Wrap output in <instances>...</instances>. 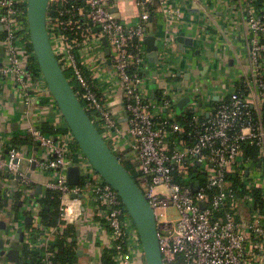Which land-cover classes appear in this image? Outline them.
<instances>
[{
    "label": "built area",
    "instance_id": "obj_1",
    "mask_svg": "<svg viewBox=\"0 0 264 264\" xmlns=\"http://www.w3.org/2000/svg\"><path fill=\"white\" fill-rule=\"evenodd\" d=\"M79 1L83 3L50 1V40L62 69L81 89V98L77 96L88 104L103 139L124 165L134 169L135 181L155 214L163 264H264V210L256 202L257 196L264 200V0H232L249 29L245 58H234L242 77L237 87L223 90L208 117L197 112L196 101L179 115L177 102L187 94L170 85L159 88L156 98L146 93L151 65L145 43L151 35L146 7L152 0H135L141 10L138 20L117 18L118 0ZM168 1L160 0L162 14L170 21L179 19V9L166 10ZM66 5L70 8L61 9L58 16L50 15L51 6ZM27 8L28 0H0V110L4 84L12 79L18 101L58 132L45 134L36 121L29 127L41 151L30 162L50 176L47 189L60 194L62 222L45 227L41 206L36 211L39 200L33 199L26 209L33 217L28 241L35 235L33 250L52 264L57 236L67 226L76 228L79 223L81 228L85 221L98 241L100 261L108 250L114 252L115 264H147L138 231L118 193L79 149L41 71L32 70L37 60L30 49ZM79 23L89 29L72 39L61 32L75 30ZM172 41L168 33L160 47L156 70L162 82L168 75L165 60ZM101 78L119 85L125 121L117 117L109 92L101 89ZM250 150L257 152L256 158ZM24 159L25 154L14 148L0 152V171L15 177L0 178V195L30 194L32 183L21 172ZM71 167L80 169L79 186L68 183ZM74 241L78 239H69Z\"/></svg>",
    "mask_w": 264,
    "mask_h": 264
},
{
    "label": "crops",
    "instance_id": "obj_2",
    "mask_svg": "<svg viewBox=\"0 0 264 264\" xmlns=\"http://www.w3.org/2000/svg\"><path fill=\"white\" fill-rule=\"evenodd\" d=\"M166 7L167 11L179 9V19L170 21L168 14L164 12L157 26H150V36L156 37L158 63L162 41L168 33L174 39L169 46L165 60L168 75L165 82H162L156 70L158 63H150L148 67L150 80L145 85L146 93L156 98L160 94L159 88L166 85L178 91L187 90L185 98H190L192 102L196 101L197 112L208 117L221 100L223 90L234 89L241 80V69L236 68L234 58L239 56L245 58L246 56V34L249 32L246 21L239 14L238 6L232 0H169ZM140 14L141 10L137 7L135 0H118L115 9L117 18L138 20ZM180 38L191 42H180ZM3 60L4 56H0V63L4 62ZM101 79V89L106 93L109 92L117 117L125 121L126 113L120 104L122 91L119 85L115 81L111 83L106 82L104 78ZM13 85L10 79L3 87L4 105L0 110V152L3 153L10 149L9 145L14 137L30 135L29 127L34 121L37 126L43 122V120L36 119L33 109L27 108L18 101ZM20 151L25 154V159L21 162V172L30 179L33 189H30V196L28 195L27 198L24 196L28 203L23 210L21 209L22 211L15 214L16 218L11 216L13 200L7 207H0V227L3 223L7 227H13L11 225L13 221L16 230L23 228L26 233V243H28L25 212L30 202L27 199L31 197V199L40 200L44 197L46 190H49L47 186L51 178L48 173L38 168L35 171L32 170L30 160L41 155V151L35 144L21 148ZM7 209L11 212L10 214H7ZM80 229L81 235H77V244L78 249L84 251L80 264H94V262L96 264L100 261L98 255L96 256L98 241L95 238L91 241L88 239L93 230L85 221ZM4 235L5 231L0 228V240ZM23 246L24 244H19L18 248L22 250ZM21 255L23 257L22 251ZM91 257L96 260L91 261ZM5 263L6 261L0 260V264Z\"/></svg>",
    "mask_w": 264,
    "mask_h": 264
},
{
    "label": "water",
    "instance_id": "obj_3",
    "mask_svg": "<svg viewBox=\"0 0 264 264\" xmlns=\"http://www.w3.org/2000/svg\"><path fill=\"white\" fill-rule=\"evenodd\" d=\"M50 1L28 0L27 18L31 45L40 71L79 149L101 178L118 193L138 231L146 263L163 264L156 218L152 207L126 166L103 139L96 124L76 95L54 52L47 25ZM95 31L99 32L100 29L97 28ZM179 41L184 43L191 42L186 41L184 38H180ZM103 42L107 46L105 39ZM145 43L149 62L152 64L158 63L156 37L149 36ZM106 55L110 56L108 48L106 49ZM0 56H4V48L1 46ZM12 100H14L13 97ZM191 103L192 100L190 98L181 99L176 105L177 113L179 115L183 114ZM197 165L200 166V163L197 162ZM32 170H36L35 163L32 164ZM3 175L4 173L0 171V176ZM5 178L10 181L15 180V177L8 173H5ZM68 183L71 186H79L81 184L79 167L69 168ZM195 186L199 187L200 183H197ZM39 208L40 204H37V212H39ZM32 224L33 218L26 217V225L32 226ZM0 228L5 231L3 239L0 240V260L6 261L5 264H24L21 255L22 250L18 248L19 244H28L26 243V233L23 231V228H18L16 233L14 227H7L4 223ZM76 229L77 235L80 236L81 229L79 223L76 224ZM92 238L93 234L91 233L88 238L89 241ZM78 254L79 256H83L84 251L79 250ZM92 260L93 257H91ZM98 264H102V262L99 261Z\"/></svg>",
    "mask_w": 264,
    "mask_h": 264
},
{
    "label": "trees",
    "instance_id": "obj_4",
    "mask_svg": "<svg viewBox=\"0 0 264 264\" xmlns=\"http://www.w3.org/2000/svg\"><path fill=\"white\" fill-rule=\"evenodd\" d=\"M71 3L76 2L77 5L82 4L83 2L79 0H70ZM70 6H65V7H50V15L53 16H58L59 11L61 9H69ZM148 13H149V21L147 26L148 30L150 26L152 25L154 27L157 26L158 22L162 20V11H161V6H160V0H152V2L147 5L146 7ZM86 29H89L87 26H83V24H80L76 27L75 30L67 29V30H61L62 33H65L70 39L75 37V33H82ZM151 31V28H150ZM30 49L32 48V45L30 44ZM32 70L34 73L37 74V72L40 70L37 62L32 65ZM68 80H70V83L76 93L81 98L80 91L81 89L79 86L75 84L74 81L71 80L72 75L69 72H65ZM82 104L88 114L90 115L91 119L95 121V118L92 114V112L89 110L88 104L82 100ZM95 124L97 127H99L98 123L95 121ZM40 129L42 132L45 134H57L58 132L55 131L54 127H52L48 123H41L40 124ZM99 129V128H98ZM34 145V141L32 136L27 135V136H22V135H17L14 137L11 142L9 147L14 148L17 150H20L21 148L24 147H30ZM248 154L254 158L257 156V152L255 150H250L248 151ZM248 155V156H249ZM119 156V155H118ZM120 157V156H119ZM127 170L130 172L132 177L137 180L136 173L132 166L125 164ZM2 179L5 178V174L3 176H0ZM29 188L33 189V186L31 185ZM258 195V194H257ZM24 196L26 194L23 191H20L16 194L15 199L16 202L13 205L14 211H20V203L23 201ZM60 194L56 191L52 190H46L45 196L42 197L38 202L41 206V211H40V218L41 222L45 227H58L59 224H62L61 218H60V206H61V198ZM257 204L261 206V209L264 210V200L261 201V199L258 198L256 199ZM9 205V199L6 195H0V207L4 208ZM33 227L28 226V230H31ZM77 238V229L74 226H67L62 234L57 236L56 243L54 247L51 248L52 256L50 258V261L52 264H80L81 262V256L78 254V244L76 241L74 242H69V239H74L76 240ZM35 242L34 239L31 240V244ZM24 244L22 248V253L24 256V259L26 261V264H46L44 263V256L41 255V252L35 251L32 249L31 244ZM113 251H105V253L102 256V264H115L113 261Z\"/></svg>",
    "mask_w": 264,
    "mask_h": 264
},
{
    "label": "flooded vegetation",
    "instance_id": "obj_5",
    "mask_svg": "<svg viewBox=\"0 0 264 264\" xmlns=\"http://www.w3.org/2000/svg\"><path fill=\"white\" fill-rule=\"evenodd\" d=\"M31 188H28L27 190L30 192L31 190H30ZM18 192H16V193H11L9 196H7L8 197V199H9V204H10V202L13 200V205H14V203L16 202V199H15V196H16V194H17ZM27 196H28V194L26 193V198H27ZM30 196V195H29ZM25 198V197H24ZM23 198V201H21V203H20V207H21V209L23 210V208L24 207H26L25 205L28 203V201H26V198L24 199ZM27 200H29V202L31 203V201L33 200V199H31V197H29V199H27ZM26 201V202H25ZM30 203L28 204V206L30 205ZM20 209V210H21ZM21 210V211H22ZM20 211H14V209H13V213H14V215H13V213L11 214V216L12 217H14V218H16L15 217V214H17V213H19ZM28 211L26 210V212H25V217H32V215L28 212ZM10 214L11 212L7 209V214ZM33 218V217H32ZM17 220H15V222H16ZM14 228H15V224H13V221H12V224H11ZM33 225V224H32ZM18 229V228H17ZM16 230V229H15ZM32 239H34V240H36V236L35 235H33L32 236ZM32 239H30V240H32ZM30 243V241L28 242V244ZM31 244V243H30ZM34 244V242L31 244V247H32V249H33V245ZM23 260H24V264H26V261H25V259H24V256H23Z\"/></svg>",
    "mask_w": 264,
    "mask_h": 264
},
{
    "label": "rangeland",
    "instance_id": "obj_6",
    "mask_svg": "<svg viewBox=\"0 0 264 264\" xmlns=\"http://www.w3.org/2000/svg\"><path fill=\"white\" fill-rule=\"evenodd\" d=\"M173 88H174V87H173ZM185 92H186V94H187V90H185ZM50 115L52 116L53 113H50ZM174 212H175L174 210H170V211H169L170 214H173ZM44 262H45V260H44Z\"/></svg>",
    "mask_w": 264,
    "mask_h": 264
},
{
    "label": "bare ground",
    "instance_id": "obj_7",
    "mask_svg": "<svg viewBox=\"0 0 264 264\" xmlns=\"http://www.w3.org/2000/svg\"><path fill=\"white\" fill-rule=\"evenodd\" d=\"M72 211H73V209H72V210H70V213H72Z\"/></svg>",
    "mask_w": 264,
    "mask_h": 264
}]
</instances>
